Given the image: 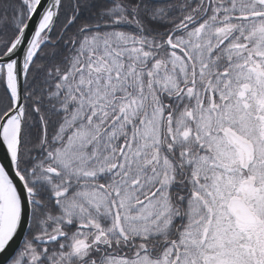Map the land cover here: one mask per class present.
Here are the masks:
<instances>
[{
  "label": "snow or ice",
  "instance_id": "snow-or-ice-1",
  "mask_svg": "<svg viewBox=\"0 0 264 264\" xmlns=\"http://www.w3.org/2000/svg\"><path fill=\"white\" fill-rule=\"evenodd\" d=\"M0 264H264V0H0Z\"/></svg>",
  "mask_w": 264,
  "mask_h": 264
}]
</instances>
